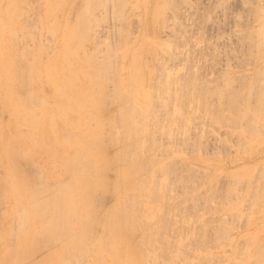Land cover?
<instances>
[{"label":"rangeland","instance_id":"374dc122","mask_svg":"<svg viewBox=\"0 0 264 264\" xmlns=\"http://www.w3.org/2000/svg\"><path fill=\"white\" fill-rule=\"evenodd\" d=\"M0 46V264H264V0H0ZM64 136L57 242L16 188L65 186Z\"/></svg>","mask_w":264,"mask_h":264},{"label":"bare ground","instance_id":"6f19581e","mask_svg":"<svg viewBox=\"0 0 264 264\" xmlns=\"http://www.w3.org/2000/svg\"><path fill=\"white\" fill-rule=\"evenodd\" d=\"M5 27V26H4ZM1 47V46H0ZM2 48V47H1ZM3 55V54H2ZM5 55V54H4ZM2 57V59H3V56H1ZM6 59V58H5ZM8 59H10V58H8ZM6 61H8V60H6ZM6 62L4 61V64H5ZM8 63V62H7ZM1 66H3V65H1ZM6 66V65H5ZM106 66V65H105ZM9 67V66H8ZM98 67V66H97ZM6 70V69H5ZM3 68H0V72H2V71H5ZM100 70V69H99ZM1 74V76H0V78H3V77H5V74H2V73H0ZM8 78H6V79H4L5 80V84H6V80H7ZM12 83V82H11ZM10 83V84H11ZM13 84V83H12ZM4 86V85H3ZM5 87V86H4ZM11 86L8 88V91H7V93L9 94L8 96H10L11 94H14L13 93V91H11ZM120 89V88H119ZM121 90V89H120ZM59 91V90H58ZM60 92V91H59ZM11 93V94H10ZM128 93V92H127ZM122 94V93H121ZM129 97V96H128ZM14 98V97H13ZM129 99V98H128ZM42 100V99H41ZM43 101V103H41V104H45L44 103V101L45 100H42ZM8 102V101H7ZM10 102H12L11 101V99H10ZM46 102V101H45ZM128 102V101H127ZM14 103V102H13ZM133 103V102H132ZM145 103V102H144ZM148 103V102H147ZM15 104V103H14ZM130 104V103H129ZM8 106H10V104L8 103L7 104ZM140 105V104H139ZM151 105H152V103H151ZM15 106V105H14ZM45 106H46V104H45ZM132 107L134 106V105H131ZM145 106V105H144ZM11 107V106H10ZM9 107V108H10ZM138 107V106H137ZM140 107V106H139ZM138 107V108H139ZM135 108V107H134ZM134 108H132L133 110H134ZM140 109H142V108H140ZM14 110V109H13ZM132 110V111H133ZM138 110V109H137ZM11 111V110H10ZM135 111V110H134ZM135 112H137V111H135ZM129 113V112H128ZM138 113L139 114H141V113H144V112H142L141 110H138ZM125 114V113H124ZM124 114H123V116H124ZM130 114H132V112L130 113ZM134 114V113H133ZM133 114H132V116H133ZM138 114V115H139ZM79 115V114H78ZM137 115V116H138ZM143 115V114H142ZM20 116V115H19ZM122 116V115H121ZM127 116V115H126ZM126 116H124V117H126ZM131 116V115H130ZM131 116V117H132ZM140 116V115H139ZM134 117H136V116H134ZM145 117H147V116H145ZM97 118V117H96ZM126 118H129V116L128 117H126ZM139 118V117H138ZM121 119V118H120ZM123 120V119H122ZM130 120V119H129ZM121 121V120H120ZM143 121V120H142ZM29 122V121H28ZM4 123V122H3ZM3 123H2V125H3ZM25 123V122H24ZM143 123V122H142ZM29 124V123H28ZM125 124L126 123H124V125H122V126H125ZM135 124V123H134ZM27 125V124H26ZM129 126V125H128ZM138 126V125H137ZM137 126H135V127H137ZM13 127H14V125H13ZM27 127V126H26ZM30 127H31V125H30ZM65 127V126H64ZM63 127V128H64ZM135 127H133V128H135ZM50 128V127H49ZM55 128V127H54ZM130 128V127H129ZM125 129V128H124ZM137 129V128H136ZM135 129V130H136ZM139 129V128H138ZM63 132H64V130H63ZM127 133H128V131H126ZM131 132L132 133H134V131H132L131 130ZM138 132V131H137ZM137 132H135V133H137ZM10 133V132H9ZM30 133V132H29ZM53 133V132H52ZM55 133V132H54ZM129 133H130V131H129ZM66 135H67V133H65ZM124 134V133H123ZM49 136L48 135V132L46 131V132H44V134L42 135V134H39V137L40 136ZM134 135V134H133ZM11 136V135H10ZM16 136V135H15ZM35 136V135H34ZM34 136H32L33 138H32V140L33 139H35L34 138ZM120 136H122V135H120ZM126 136H128V135H126ZM131 136V135H130ZM138 135H136V137H137ZM52 137H53V135H52ZM10 138V137H9ZM28 138V137H27ZM128 138V137H127ZM1 139V138H0ZM44 139V138H43ZM9 140V139H8ZM31 140V141H32ZM73 140V139H72ZM33 141H35V140H33ZM32 141V142H33ZM47 141H48V139H47ZM68 138H67V136H64L61 140H57L56 139V141H52V139L51 140H49L48 141V143H47V145H49V146H51L52 145V147L54 146V147H56V148H58V149H61V150H63V154H60V155H58V156H56L57 158L54 160V164L56 165H59V167H60V169H61V172L59 173V176L60 177H64L65 178V180H64V183H62V185L64 184L65 186H63L62 188H58L57 186H54L53 185V183H51V182H49V181H38L37 180V182L35 183L34 181H36V180H34L33 182H32V180L30 179V178H26V179H23V180H26V182H25V185H23V186H26V188H24V189H22V188H16V191L20 194H22L21 196H22V199H23V202H26V203H24V205L25 204H27V206H26V209L28 208V210H25L24 212H25V214H24V212H23V214H24V216H26L27 217V220L30 218V223L28 222V223H26L27 224V228H29L30 230H32V231H35V229H36V226H35V223L36 224H38L39 225V227H41L39 230H40V232H42V233H47V232H49V233H57L58 235H56L57 237H56V239L54 240V241H56V240H58L59 239V235H62L63 236V231L57 226V223H56V221H58V220H60L62 223H63V225H65L66 224V218L68 217V215H66L64 212H63V210H62V202H66V207H65V211L68 209V207H70V209L72 208L73 210H75L76 209V206L75 205H73L72 204V202H71V199H70V196H69V191L71 190V188L72 187H78V186H81L80 184L82 183L80 180L81 179H83V178H81L80 177V172H81V175H82V172H84L85 173V171H83V170H80L81 169V167H80V169H79V166L77 165L78 163H77V161H76V158H77V156L78 155H80L79 154V152L80 151H78V150H76L75 151V147L74 148H72L71 146L69 147V145L70 144H68ZM7 142V141H6ZM27 142V141H26ZM13 144V143H12ZM135 145V144H134ZM140 145V144H139ZM138 145V146H139ZM2 146H4V145H2ZM31 146V145H30ZM137 146V145H136ZM5 147V146H4ZM14 147V146H13ZM33 147V146H32ZM1 148V147H0ZM4 150V149H3ZM17 147H14V149H13V152H15V153H17ZM19 150H20V148H19ZM18 150V151H19ZM51 150H53L52 148H51ZM57 150V149H56ZM120 151V150H119ZM137 151V150H136ZM139 151V150H138ZM2 151L0 150V153H1ZM20 153H21V151H20ZM52 153V152H51ZM117 153H119V152H117ZM18 154H19V152H18ZM17 154V155H18ZM100 154V153H99ZM120 154V153H119ZM128 154V153H127ZM137 154H139L138 152H137ZM5 155V154H4ZM3 155V156H4ZM55 155V154H54ZM57 155V154H56ZM81 155H82V153H81ZM123 155H124V153H123ZM126 155V154H125ZM111 156V155H110ZM119 156V155H118ZM137 156V155H136ZM14 158V157H13ZM122 158V157H121ZM79 159V158H78ZM77 159V160H78ZM119 160V159H118ZM123 160V159H122ZM127 160H128V158H127ZM132 160V159H131ZM136 160V159H135ZM9 161H10V159H9ZM78 161H80V160H78ZM112 161V160H111ZM120 161V160H119ZM126 161V160H125ZM134 161V160H133ZM89 162V161H88ZM128 162V161H127ZM8 163V162H7ZM131 163H132V161H131ZM134 163H136L135 161H134ZM11 164V163H10ZM13 164V163H12ZM116 164V163H115ZM103 165V164H102ZM117 165V164H116ZM133 165V164H132ZM131 165V166H132ZM85 166V165H84ZM90 166H91V164H90ZM90 166H88V167H90ZM86 168H88L87 166H85ZM96 167V166H95ZM113 167V166H112ZM134 167V166H133ZM136 167H137V165H136ZM92 168V167H91ZM97 168V167H96ZM96 168H95V170H96ZM122 167H120V169H121ZM82 169H83V167H82ZM89 169V168H88ZM137 169V168H136ZM45 171V170H44ZM87 171V170H86ZM112 171V170H111ZM131 171V170H130ZM136 172V171H135ZM139 172V171H138ZM22 173V172H21ZM91 173V172H90ZM87 174V173H86ZM85 175V174H84ZM96 175V174H95ZM130 175V174H129ZM135 176H137V175H135ZM87 177V176H86ZM90 177V176H89ZM41 179H43V178H41ZM87 179V178H86ZM90 180V179H89ZM129 180H130V178H129ZM129 180H126V181H128L129 182ZM13 181L15 182V184H14V182H12V188H13V191H15V188H14V185H16V182H17V180L15 179V178H13ZM58 181V180H57ZM97 181V180H96ZM19 182V181H18ZM43 182V183H42ZM127 182V183H128ZM35 184V185H34ZM42 184V187L40 186V185ZM61 184V183H60ZM89 184H92V182H89ZM17 186V185H16ZM38 188L39 186L41 187V188H36V187ZM59 187H60V185H59ZM74 189V188H73ZM134 189V188H133ZM152 190H153V188H152ZM22 191H24V192H22ZM156 191V190H155ZM78 192V191H77ZM135 192V191H134ZM157 192V191H156ZM155 192V193H156ZM74 193V192H73ZM75 194V193H74ZM63 195V196H62ZM76 196V195H75ZM153 197V196H152ZM131 198H133V197H131ZM136 198V197H135ZM62 199L64 200V201H62ZM70 199V200H69ZM79 198H77V200H78ZM12 202V201H11ZM22 202V201H21ZM76 203V202H75ZM78 206V205H77ZM122 207V206H121ZM36 208H38L37 210H35ZM116 208V207H115ZM69 209V210H70ZM79 210V209H78ZM36 211V212H35ZM124 211V210H123ZM17 212V211H16ZM22 213V212H21ZM110 213V212H109ZM109 213H107L109 216H110V214ZM124 213V212H123ZM63 214V215H62ZM20 215H22V214H20ZM115 215V214H114ZM113 216V215H112ZM116 216H118L117 214H116ZM115 216V217H116ZM129 216V215H128ZM114 216H113V218H115ZM121 217H122V215H121ZM121 217H119V218H121ZM125 216H124V214H123V218H124ZM132 217V216H131ZM76 218V217H75ZM111 218V217H110ZM116 218H118V217H116ZM129 218V217H128ZM18 219V218H17ZM126 219V218H125ZM131 219V218H130ZM76 220V219H75ZM77 221V220H76ZM85 221V220H84ZM24 222V221H23ZM38 222V223H37ZM21 223H22V221H21ZM97 223H99V222H97ZM112 223V222H111ZM120 223V222H119ZM25 224V223H24ZM61 224V223H60ZM19 225H22V224H19ZM67 225V224H66ZM94 225V224H93ZM6 226V225H5ZM62 226V225H61ZM69 226V225H68ZM68 226H67V228H68ZM7 228H10V227H7ZM18 228H20L21 229V227H18ZM23 228V227H22ZM63 228V227H62ZM67 228H65V229H67ZM69 228H70V226H69ZM72 228V227H71ZM74 228V227H73ZM72 228V229H73ZM121 228V227H120ZM77 229V228H76ZM78 229H79V227H78ZM78 229H77V231H78ZM112 229V228H111ZM133 229V228H132ZM2 230V229H1ZM0 230V231H1ZM10 230V229H9ZM120 230V229H119ZM5 231V230H4ZM4 231H1V232H4ZM47 231V232H46ZM72 231H74V230H72ZM76 231V230H75ZM76 231V232H77ZM10 233H11V230L9 231ZM69 232V231H68ZM68 232H65L64 231V233H68ZM75 232V233H76ZM107 232V231H106ZM132 232V231H131ZM6 233V232H5ZM48 233V234H49ZM74 233V232H73ZM78 233V232H77ZM79 233H81L80 232V230H79ZM78 233V234H79ZM108 233V232H107ZM26 234H28V233H25V235ZM35 234V233H34ZM69 234H71V233H69ZM84 234V233H83ZM82 234V235H83ZM86 234V233H85ZM7 235V234H6ZM50 235V234H49ZM65 235V234H64ZM73 235V234H72ZM72 235H71V237L70 238H72ZM106 235V234H105ZM113 235V234H112ZM114 235H116V234H114ZM126 235V234H125ZM127 235H130V233L128 234L127 233ZM2 235H0V237H1ZM59 236V237H58ZM61 236V237H62ZM67 236H68V234H67ZM79 236V235H78ZM83 236H85V235H83ZM118 236V235H117ZM21 237V236H20ZM106 237V236H105ZM104 237V238H105ZM121 237V236H120ZM7 238V237H6ZM10 238H11V236H10ZM29 238V237H28ZM26 239V243H29L31 240L30 239ZM32 238V237H31ZM51 238V237H50ZM50 238H49V241H50ZM54 238H55V236H54ZM53 238V239H54ZM75 238V237H74ZM87 238H89V237H86L85 239H87ZM108 238V237H107ZM110 238V237H109ZM130 238V237H129ZM34 240H35V235H34V238H33ZM5 241H6V239H4ZM3 240V241H4ZM66 240V239H65ZM65 240H64V242H65ZM76 240V239H75ZM89 240V239H88ZM102 240V239H101ZM104 240H106V238L104 239ZM130 240V239H129ZM131 240H132V238H131ZM4 241V242H5ZM47 241H48V239H47ZM48 241V242H49ZM60 241V239L57 241V242H59ZM61 245L63 246L64 245V242H63V239L61 238ZM78 241H80V240H78ZM81 241H82V239H81ZM134 241H135V239H134ZM33 242V240L30 242V244ZM111 242V241H110ZM8 243H9V240H8ZM34 243H35V241H34ZM55 244H57V243H55ZM59 244V243H58ZM57 244V245H58ZM103 244V243H102ZM130 244H132V242L130 243ZM133 244H134V242H133ZM4 245H5V243H4ZM76 245H78V242H77V244H75V246ZM9 246H11L10 245V243H9ZM13 246V245H12ZM11 246V247H12ZM15 246V245H14ZM61 246V247H62ZM65 246V245H64ZM69 246V245H68ZM67 246V247H68ZM78 246H80V245H78ZM83 246L84 245H82L81 246V248H83ZM30 247V246H29ZM56 247H59V245L58 246H56ZM102 247H103V245H102ZM134 247V246H133ZM75 248V250H77L76 248L77 247H73V249ZM80 248V247H79ZM79 249V250H82V249ZM86 247H84V249H85ZM101 248V247H100ZM108 248V247H107ZM106 248V249H107ZM119 248V247H118ZM66 249H68V248H66ZM69 249H70V247H69ZM83 249V250H84ZM12 250H13V247H12ZM11 250V251H12ZM64 250V249H63ZM63 250H62V252H63ZM108 250H110L109 248L107 249V251ZM37 251V250H36ZM69 251V250H68ZM85 251V250H84ZM98 251V250H97ZM12 252H15V251H12ZM19 252H21V250H19ZM23 252V251H22ZM65 252H67V250L65 251ZM65 252L63 253V256L65 255ZM80 252V251H79ZM79 252L77 253V254H79ZM82 252V251H81ZM11 252L9 251V254H10ZM72 253V252H71ZM75 253V252H74ZM100 253V252H99ZM134 253V252H133ZM12 254V253H11ZM67 254H68V252L66 253V257H67ZM77 254H75V255H77ZM136 254V253H135ZM2 255V254H1ZM8 255V254H7ZM19 255V254H18ZM62 255V254H61ZM100 255V254H99ZM54 257H56V255H53ZM53 256H49V258L51 259V258H54ZM70 256V255H69ZM11 257H12V255H11ZM10 257V258H11ZM65 257V258H66ZM79 257V256H78ZM100 257V256H99ZM10 258L8 257V259H9V261H10ZM64 258V257H63ZM69 258V257H68ZM2 259V258H1ZM22 259H24L23 258V256L21 257V259H17L15 262H14V264H19V262H22ZM37 260H39V258L37 259ZM57 260L59 261V259H58V256H57ZM60 260H62V259H60ZM68 260V259H67ZM66 260V261H67ZM80 260V259H79ZM53 260H51V262H52ZM65 260H62V262H64ZM1 262V261H0ZM67 262H69V260L67 261ZM77 262V261H76ZM59 263H60V261H59ZM80 263H81V260H80ZM97 263V262H96ZM11 264V263H10ZM21 264H25V262H23V263H21ZM49 264H50V262H49ZM61 264H63V263H61ZM64 264H66L65 262H64ZM71 264V263H70ZM72 264H74V263H72ZM78 264V263H77ZM82 264H84V263H82ZM101 264V263H100Z\"/></svg>","mask_w":264,"mask_h":264},{"label":"crops","instance_id":"0c3cea01","mask_svg":"<svg viewBox=\"0 0 264 264\" xmlns=\"http://www.w3.org/2000/svg\"><path fill=\"white\" fill-rule=\"evenodd\" d=\"M0 76H1V74H0ZM4 85V79H2V78H0V87H2ZM2 96H4V100H5V98H8V96L6 95V94H2L1 92H0V97H2ZM3 103H5V104H10V103H13V102H10V101H3ZM1 149V148H0Z\"/></svg>","mask_w":264,"mask_h":264}]
</instances>
